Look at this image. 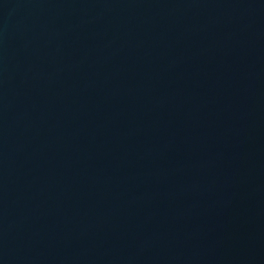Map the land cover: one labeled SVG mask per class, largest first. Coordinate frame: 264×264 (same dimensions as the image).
<instances>
[{
  "label": "water",
  "instance_id": "95a60500",
  "mask_svg": "<svg viewBox=\"0 0 264 264\" xmlns=\"http://www.w3.org/2000/svg\"><path fill=\"white\" fill-rule=\"evenodd\" d=\"M0 264H264V0H0Z\"/></svg>",
  "mask_w": 264,
  "mask_h": 264
}]
</instances>
